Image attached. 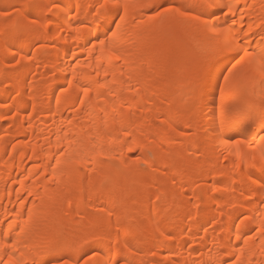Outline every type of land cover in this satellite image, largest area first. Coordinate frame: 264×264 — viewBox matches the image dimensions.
Wrapping results in <instances>:
<instances>
[{
    "label": "bare ground",
    "instance_id": "6f19581e",
    "mask_svg": "<svg viewBox=\"0 0 264 264\" xmlns=\"http://www.w3.org/2000/svg\"><path fill=\"white\" fill-rule=\"evenodd\" d=\"M56 2L47 26L30 23L44 16L33 6L53 0H24L25 29L0 22V264H52V245L69 264L88 251L89 264H264V0ZM178 45L181 62L165 60ZM39 70L51 77L32 84ZM136 152L147 175L92 193L111 184L105 169L138 166Z\"/></svg>",
    "mask_w": 264,
    "mask_h": 264
},
{
    "label": "rangeland",
    "instance_id": "374dc122",
    "mask_svg": "<svg viewBox=\"0 0 264 264\" xmlns=\"http://www.w3.org/2000/svg\"><path fill=\"white\" fill-rule=\"evenodd\" d=\"M9 0H0V3H1V9H0V12H2V13H4L5 15H6V13H7V15L4 17V18H2L1 19V23L2 24H8V20L10 21V19L11 20H13V18H15V19H17V24L19 25V27L21 28V29H25V28H27V26H28V24L25 22V21H22V20H20L19 18H20V14H21V12L23 11L22 9H23V2H24V0H16V2L13 4V5H11L10 7H8V8H5V3H7ZM19 1V2H18ZM23 1V2H22ZM171 2V1H170ZM160 6H167V7H169V6H176V4H171V3H169L168 1L167 2H163V3H161V4H158V5H156L155 7H153L151 10H150V15H152V16H156V12H157V9H158V7H160ZM9 14V15H8ZM0 23V24H1ZM176 34V31L174 30V29H170L169 31H168V33H167V35H169L171 38L172 37H174L173 35H175ZM3 36H6V33H3L2 34ZM20 35V34H19ZM181 37H180V35L176 38V40L177 41H179V39H180ZM1 40V39H0ZM1 42H3L2 40H1ZM1 45L3 46V43H1ZM45 44L41 41H39L38 43H35V46H34V50H40V49H42L43 48V46H44ZM1 46V47H2ZM180 47V48H179ZM178 49V50H177ZM186 49H187V47H183V46H176V47H174V51L176 52L175 54H173V52L171 53V51L170 52H167L165 55H164V59L166 60V58H168V57H170V56H172V55H175L174 56V61L175 62H177V63H179V62H181V60H182V58H184L183 57V55L185 54V51H186ZM185 56H186V54H185ZM166 57V58H165ZM191 57V56H190ZM192 58V57H191ZM16 62H17V60L15 59L13 62H11L12 64V68L16 65ZM47 72L48 71H42V70H39L38 72H36L35 74H34V76H33V78L31 79V83L32 84H34V83H36V82H40V83H43V82H45L46 80H48V78H50L51 77V73L50 72H48V74H49V76L47 75ZM45 78H46V80H45ZM43 81V82H42ZM188 107V106H187ZM189 108V107H188ZM183 109H185L186 110V108L184 107ZM189 109H193V108H189ZM182 110V109H181ZM184 110V111H185ZM11 115H12V113H11ZM11 115H8L9 117H11ZM7 116V117H8ZM8 117V118H9ZM5 125L6 124H8L9 122L6 120L5 122ZM3 143L4 142H6V139H4L3 141H2ZM173 149V148H172ZM172 149H169L168 147L167 148H165L162 152L164 153V151L165 152H170ZM174 150V149H173ZM178 153V152H177ZM135 156H136V159L137 160H139V159H141V158H139L140 156H139V152L137 153H135ZM153 156V154H151L150 155V157H152ZM136 159H135V163H137V164H139L138 162H136ZM139 161H142V159L141 160H139ZM115 165H116V168H111V170H110V168H107V169H105V172H107L108 173V177L110 178V180H111V184H101V183H97L96 185H94V188H93V190H91L92 191V193L93 194H95V192L97 191V190H101V191H106V190H109V189H111V190H114L115 192H117V193H119V194H123V184L121 183V182H117L116 180H117V178H124V177H129V176H133V174H135V171H137L138 169H140L139 170V172H144V174L146 173V171L148 170V169H146V166H145V164L143 165V164H139L138 166H136L134 169H132V171L130 172V170H129V172H130V174H129V172L128 171H124V170H118L117 169V164H114V167H115ZM119 165V164H118ZM118 168H119V166H118ZM146 169V170H145ZM144 170V171H143ZM128 173V174H127ZM148 173H146V175H147ZM146 175L144 176V175H141V176H138L137 178H135L136 180H134L136 183H137V185L139 186V187H141L142 186V184H143V187L144 186H147V184H149V183H146L147 181H146ZM93 178H95L93 175L92 176H90V178H89V181L90 180H93ZM149 187H147V188H150L151 190H152V186L151 185H148ZM152 187V188H151ZM145 188V187H144ZM149 189V190H150ZM172 189V188H171ZM142 194L143 193H141V195L139 194L138 195V199H140V196H141V198H143V196H142ZM168 194L169 195H174L175 194V189L173 190H169V192H168ZM147 202H149V200L147 201ZM184 204V202H181L180 203V206L181 207H183L182 205ZM102 208L103 207H99V209H100V212H102ZM200 210H202V208H200ZM90 212H92V213H94V210H90ZM90 212H88V214L87 213H82V214H79L78 215V218L81 220L82 218H84L85 216L87 217V216H89V213ZM78 218H76V219H78ZM147 223H149V220L148 219H144L143 220V222H142V224H141V227L140 228H142L143 229V227L144 226H146L147 225ZM151 230H155V227H152V228H150ZM90 251H88L86 254H84L82 257H80V261L82 262L84 259H87V257L88 256H92V253H89ZM60 257H57L56 259H54L53 261H52V264L57 260V259H59ZM63 258H67L68 260H69V257H63ZM179 262V261H178ZM177 262V263H178ZM51 264V263H50ZM120 264V263H119Z\"/></svg>",
    "mask_w": 264,
    "mask_h": 264
},
{
    "label": "snow or ice",
    "instance_id": "6c2138e0",
    "mask_svg": "<svg viewBox=\"0 0 264 264\" xmlns=\"http://www.w3.org/2000/svg\"><path fill=\"white\" fill-rule=\"evenodd\" d=\"M33 7H42L44 9V16L43 17H35L32 18L30 23L32 25L37 24V22H39L41 27L47 26V24L51 21V18L53 16H55L57 14V12L60 9V5L56 2V0H53V3L50 4H45V5H37V6H33ZM121 7H125L126 5H121L119 0H104V3L101 5V8L104 9H108V8H112V9H120ZM202 7H204L205 9H211L213 7H216V5L212 2H208V0H206V2L202 5ZM172 11L171 8L167 7V6H160L157 9L156 15L157 16H164L166 13ZM98 15H100L101 13H97ZM181 15H183V13H181ZM120 23L116 24V32H113L112 35L113 37L116 36V34L119 32L120 30V25L124 22V18L121 16L119 17ZM79 31V29H78ZM91 33H89L90 35ZM101 45L103 46L104 41H100ZM217 53L213 52V55H215ZM249 53L244 50L241 49L240 50V55L239 57H234L233 59H235V63L231 64L230 68H227V76L224 77V81L227 84L228 80L230 77L233 76V74L237 71L238 68H240L244 63L245 60L249 57ZM21 60L24 59L23 56L20 57ZM261 71H260V76H261V82H260V88L262 89L260 95L261 97H264V57H262V62L260 65ZM221 98H223V90H221ZM262 106H264V99H262ZM261 141L264 142V136L260 137ZM237 143H240V141H237ZM131 151V149H129ZM142 164L147 165L148 161L147 160H143V161H139ZM163 235V239L164 240H169L171 239V236L169 235ZM3 245H0V248H2ZM14 247V246H13ZM61 252L62 249L60 248L59 245H52L47 254L53 257H60L59 259H57L54 264H69V261L67 258H63L61 256ZM0 259H2V257H0ZM92 260L91 256H88L87 259H84L82 262L80 260H77L74 262V264H89V261ZM7 264H14V262L9 259L7 261ZM35 264H41V262L37 261L35 262ZM111 264H115V261H111ZM225 264H227V262H225Z\"/></svg>",
    "mask_w": 264,
    "mask_h": 264
}]
</instances>
